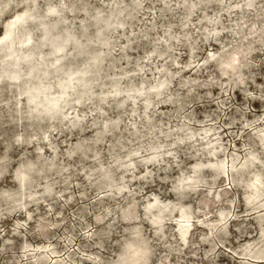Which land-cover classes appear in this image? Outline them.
<instances>
[{"label": "clouds", "instance_id": "clouds-1", "mask_svg": "<svg viewBox=\"0 0 264 264\" xmlns=\"http://www.w3.org/2000/svg\"><path fill=\"white\" fill-rule=\"evenodd\" d=\"M0 264H264V0H0Z\"/></svg>", "mask_w": 264, "mask_h": 264}]
</instances>
